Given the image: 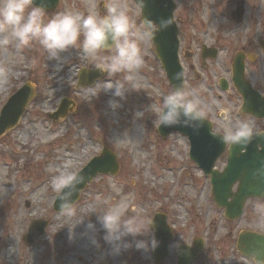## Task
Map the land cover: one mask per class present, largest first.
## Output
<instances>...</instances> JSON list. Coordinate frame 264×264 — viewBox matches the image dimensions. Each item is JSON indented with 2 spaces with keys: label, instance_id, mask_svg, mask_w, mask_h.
<instances>
[{
  "label": "rangeland",
  "instance_id": "1",
  "mask_svg": "<svg viewBox=\"0 0 264 264\" xmlns=\"http://www.w3.org/2000/svg\"><path fill=\"white\" fill-rule=\"evenodd\" d=\"M174 1L181 64L185 71L194 66L199 74L185 77L184 89L196 90L216 131L241 119L253 120L241 113V99L231 85V62L246 42L234 35L232 30L239 25L224 14L232 9V0ZM120 3L128 5L130 17L137 28L142 27L140 9L132 0H60L57 8L46 12L45 20L60 12L104 15L106 5ZM202 45L217 49V56L202 60ZM139 47L143 63L131 74L137 90H127L123 99L111 92L101 91L93 98L83 92L97 82L128 75L108 77L95 68L114 50L86 56L80 48H70L59 59H49L36 41L19 50L14 43L0 48V110L23 83L29 82L35 92L17 124L0 134V264H154L152 250L133 246L117 253L104 240L98 217L121 203L125 220L151 219L155 212L167 215L173 237L169 254L159 264H177L176 246L191 245L197 237L205 246L192 264H249L244 257L242 261L235 239L246 228L264 232V219L254 211V205L264 200H249L238 220L224 217L213 200L209 177L189 156L187 135L158 133L156 109L172 90L150 36ZM255 49L245 76L264 92V51L256 45ZM185 52L192 56H184ZM74 56L80 64L72 65ZM81 68L97 70L100 77L79 86ZM220 78L228 81L229 88L221 90ZM65 97L68 113L53 120L49 114ZM111 101L120 106L113 110ZM138 112L142 117L136 116ZM256 124L264 126V120ZM104 146L116 155L118 171L97 174L71 206V214L55 211L58 193L51 186L52 177L64 171L66 163L78 172ZM225 156L226 152L216 161L218 169L225 165ZM39 218L49 221L44 234L32 245L25 244L23 235ZM125 239L149 240L150 234Z\"/></svg>",
  "mask_w": 264,
  "mask_h": 264
},
{
  "label": "clouds",
  "instance_id": "2",
  "mask_svg": "<svg viewBox=\"0 0 264 264\" xmlns=\"http://www.w3.org/2000/svg\"><path fill=\"white\" fill-rule=\"evenodd\" d=\"M142 2V0H141ZM44 0L36 4L35 0H0V48H7L14 43L19 50L38 42L47 52L49 59H59L60 53L70 48H80L87 55H95L101 50L114 54L107 59H99L95 68L106 73L108 77H115L120 73H127L124 78L109 79L97 82L93 86L83 89L87 97L93 98L103 92H111L113 96L124 98L126 91L137 90L131 74L138 70L143 58L139 42L145 37L154 35L157 25L145 18L142 27L137 28L129 15L128 5L120 3L106 5L104 15L89 14L82 16L69 12L57 13L47 20ZM171 24L168 19H161L160 28H167ZM151 30V31H149ZM183 79V74H177ZM110 106L115 110L119 101H111ZM142 112L136 113L138 118ZM158 123L164 126L182 125L199 130L205 123V109L202 106L196 90L186 91L183 85L176 87L162 98V104L156 109ZM256 136H264V131L257 127L256 121L241 119L230 124L222 132V139L237 145H247ZM65 170L52 177L51 186L58 193L62 211L71 214L72 196L77 186L84 182V177L70 170L71 164L64 165ZM254 179H264V165L252 173ZM119 192V188L112 185ZM256 215L264 219V202L254 205ZM126 208L123 203L116 205L101 214L100 220L104 230V240L113 245L117 253L135 247L137 250L154 251L159 245L154 235V219L133 220L123 219ZM89 228L94 227L89 225ZM150 234L149 240L128 241L127 236L137 237ZM71 238V237H70ZM253 256L257 264L264 261V249H257Z\"/></svg>",
  "mask_w": 264,
  "mask_h": 264
},
{
  "label": "water",
  "instance_id": "3",
  "mask_svg": "<svg viewBox=\"0 0 264 264\" xmlns=\"http://www.w3.org/2000/svg\"><path fill=\"white\" fill-rule=\"evenodd\" d=\"M58 1L44 0L43 6L46 8V11H49L57 6ZM134 1L141 7L142 21L147 17L157 25L152 38L172 90H174L176 87L183 85V79L177 78L178 73L183 74V68L178 57V29L173 20L175 3L173 0ZM35 3L40 4L41 0H35ZM161 19L170 20V26L160 28L159 22ZM215 55V49L203 48V57H214ZM232 68L234 84L239 92L242 93L246 103L244 110L252 111L251 109L254 105L257 106V103L262 105L261 114L264 115V98H261L251 88L250 83L244 79L242 56L238 54L235 56ZM97 77H99L97 71L83 70L80 74L79 83L86 85L92 83ZM32 96L33 90L29 84L23 85L10 96L0 112V134L17 123ZM68 110L69 101L64 99L58 106V109L50 114V117L53 120H57L59 117L65 116ZM172 129L185 132L189 136L191 141V158L203 168L205 173H210L214 199L218 205L225 207L226 217L230 219L238 217L244 201L249 196H264V179H254L252 176L255 169L264 165V136H256L247 145L231 143L228 149L227 165L222 172H218L217 170H213L212 166L215 159L223 151L225 141L221 135L211 134V124L209 121L205 120L203 127L199 128V130L182 125H173L171 128L165 129V126L161 125L159 132L162 136H165ZM117 170L118 163L116 162L115 154L104 148L100 155L92 158L77 173L85 179L83 183L77 186V191L72 196V202L74 203L78 199L80 191L97 173H116ZM235 181L239 183L236 192L233 193L231 187ZM229 196L232 197L231 201L228 200ZM60 204L61 201L57 196L54 202V209L56 211H61ZM152 218L155 221L153 229L155 238L159 241L158 247L153 251V257L155 263L158 264L168 254L172 230L167 225V218L164 213H155ZM47 224L46 220L33 221L29 226L28 233L24 235V241L28 244L35 242L43 234ZM201 248V242H195L193 247L179 245L177 250L178 264H190L198 256ZM239 248L244 255L253 256L257 249H264V237L255 233L245 232L239 237Z\"/></svg>",
  "mask_w": 264,
  "mask_h": 264
},
{
  "label": "flooded vegetation",
  "instance_id": "4",
  "mask_svg": "<svg viewBox=\"0 0 264 264\" xmlns=\"http://www.w3.org/2000/svg\"><path fill=\"white\" fill-rule=\"evenodd\" d=\"M231 5L232 9L227 8L224 14H226L233 23L239 25L240 29H233L232 31L236 37L246 40L239 52H242V56L245 58V63H247L249 62L250 53H255V45L263 51L259 45V39H264V0H232ZM253 60L254 62L257 61L256 56ZM252 119L254 121H260L256 118ZM257 127L260 128L261 131H264V126ZM249 200H264V198H250ZM250 230L257 231L258 229L252 228ZM237 235L235 239V248L238 251ZM241 258L243 261L244 259L242 255ZM247 262H249V264H257V261L251 258H246V263ZM261 264H264V261H262Z\"/></svg>",
  "mask_w": 264,
  "mask_h": 264
},
{
  "label": "bare ground",
  "instance_id": "5",
  "mask_svg": "<svg viewBox=\"0 0 264 264\" xmlns=\"http://www.w3.org/2000/svg\"><path fill=\"white\" fill-rule=\"evenodd\" d=\"M72 61V65H77L81 63V60L79 59V57L74 56L71 58ZM2 171H1V167H0V175H1Z\"/></svg>",
  "mask_w": 264,
  "mask_h": 264
}]
</instances>
